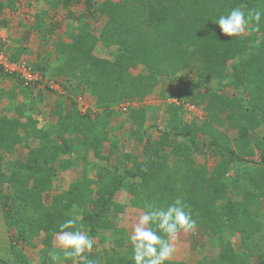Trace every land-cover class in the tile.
<instances>
[{
	"label": "trees",
	"instance_id": "16d2710c",
	"mask_svg": "<svg viewBox=\"0 0 264 264\" xmlns=\"http://www.w3.org/2000/svg\"><path fill=\"white\" fill-rule=\"evenodd\" d=\"M237 6L264 12V0H28L30 23L20 21L21 38L6 52L11 61L31 55L37 35L42 53L23 60L40 80L25 84L0 71V80L14 83L0 89V210L11 246L0 264H29L18 243L34 246L43 234L49 247L60 224L74 217L93 239L80 264H134L129 236L145 205L167 207L177 198L196 221L192 232L217 244L196 264H264V16L258 31L225 36L213 22ZM60 9L63 31L51 17ZM44 80L56 94V120L40 126L35 90ZM165 82L175 89L158 96L175 102L154 139L144 128L145 109L122 113L119 106L143 103ZM83 97L94 102L84 112ZM184 105L202 117L186 122ZM120 115L144 154L124 172L112 160L118 145L109 136ZM200 135L211 139L208 146ZM19 146L26 160L8 161ZM80 164L93 176L85 171L56 192L58 173Z\"/></svg>",
	"mask_w": 264,
	"mask_h": 264
},
{
	"label": "clouds",
	"instance_id": "9594fccd",
	"mask_svg": "<svg viewBox=\"0 0 264 264\" xmlns=\"http://www.w3.org/2000/svg\"><path fill=\"white\" fill-rule=\"evenodd\" d=\"M264 12L246 11L242 6L220 15L215 23L228 37H242L248 31H258ZM255 22L256 27L251 25ZM186 111V110H185ZM79 217L68 219L54 233L53 244L63 253L65 260L80 264L87 260L86 253L93 249V239L78 226ZM196 227L191 210L181 199L167 207L146 204L145 210L134 224L129 240L133 246L134 264H170L176 253V240L181 232L189 233ZM56 258V257H54ZM95 264V261L90 262Z\"/></svg>",
	"mask_w": 264,
	"mask_h": 264
},
{
	"label": "crops",
	"instance_id": "0c3cea01",
	"mask_svg": "<svg viewBox=\"0 0 264 264\" xmlns=\"http://www.w3.org/2000/svg\"><path fill=\"white\" fill-rule=\"evenodd\" d=\"M13 3L18 8V12L16 14H13V11H11L9 8H6V5L8 4L7 0H0V2L3 3L2 12L0 13V18H3V22L6 23L5 30V36L8 42V48L9 47H16L18 44V40L21 38L22 35V28H20V21H23L26 25L30 23V19L28 18V21L26 23V20L23 19V15H21L26 8V6H23L24 1L22 0H12ZM116 1L117 0H112ZM27 3V2H26ZM23 8L20 9V6ZM6 9V10H5ZM10 10V12L8 11ZM25 14V11H24ZM32 43V44H31ZM30 50L34 51V56L32 55H25L22 57V59H27L32 62H35L36 56L38 53H42V45L40 44V41L38 39L37 35H33L31 37L30 41ZM37 50V52L35 51ZM58 87V86H57ZM162 88H165V90H169L171 88L175 89V86L172 87L168 82H165L161 85V88L159 87L157 92L154 93L150 98H148L146 101L140 104V106L137 108H143L147 112V122L144 125L145 130L148 132V135L152 138L156 139L159 136L158 131L164 129L165 123H166V114L168 105L171 103H174L175 100L170 98H161L158 96V93L162 90ZM45 95V92H43ZM156 94V95H155ZM20 98V97H19ZM88 103L85 108L86 110L93 106L94 102L90 97H88ZM84 107V105L82 106ZM183 107V110L185 112V120L186 122H190L193 117L198 116L196 111H185V107ZM84 110V111H86ZM83 111V112H84ZM189 112V114H188ZM192 115H195L191 117ZM111 131H110V137L114 139V142L118 145V151L116 154L112 156V160L114 163L121 168V170L127 171L132 168V158H137L140 161L143 159V144L135 141L134 137L130 135V130L132 129V124L123 116L120 115L112 121L111 124ZM234 134V133H232ZM211 139L208 136L200 135L199 137V143L202 145L208 146L210 144ZM105 152L106 154L109 152V145L108 143L105 144ZM107 156V155H106ZM198 161H201V156H198ZM213 164V160L210 159L208 162L209 167H211ZM253 168V169H252ZM255 170V166H250V170ZM85 171H89V175L93 176V171L88 170V167L84 164H80L79 166L69 169L66 172H59L57 178L55 179V191L61 192L67 187L82 178ZM71 174V179L67 178L68 175ZM44 235L40 238H37L34 241V246L24 245L21 243H18L17 247L22 251V253L27 257L29 264H64L63 260V253L57 248L53 243L49 247H45L42 245V239ZM8 241V252L5 256V258H9L11 256V246L9 242V238H6ZM107 247V245H105ZM56 257V258H54Z\"/></svg>",
	"mask_w": 264,
	"mask_h": 264
},
{
	"label": "rangeland",
	"instance_id": "374dc122",
	"mask_svg": "<svg viewBox=\"0 0 264 264\" xmlns=\"http://www.w3.org/2000/svg\"><path fill=\"white\" fill-rule=\"evenodd\" d=\"M24 1L23 6H27L28 0H22ZM118 1V0H117ZM20 9L22 10L23 6L19 5ZM22 6V7H21ZM7 8V7H6ZM8 9V8H7ZM17 9V6L15 5V8ZM28 7L24 9L26 12ZM6 10V9H5ZM10 12V10H8ZM13 11V10H11ZM23 11V10H22ZM24 11L21 15H23V19L26 20V23L28 21V17L24 14ZM2 12V11H1ZM0 12V13H1ZM64 16H65V11L60 9L57 11V13H52V19H55L60 26L61 30L65 29V22H64ZM3 21V18H0V22ZM101 22L100 24H102ZM32 44V43H31ZM37 52V50H35ZM98 53L101 54V49L98 50ZM34 51H32V56H34ZM29 62L32 63L31 59L28 60ZM49 81L47 82L44 80L43 85H41L38 90H35V97L38 102V108L41 113L40 116V126L41 125H47L46 123H49L50 121L56 120V118L52 115V113L55 110V100H56V94L53 91H48L44 86L48 84ZM13 82H10L9 80L6 79H1L0 80V89L4 91H8L12 88ZM56 91V90H55ZM59 91V90H58ZM45 92V95L43 94ZM88 97H83V100H81V103L83 102L82 106V111L86 110V106L89 105L88 103ZM22 101V97L19 98V101ZM7 104V102L4 101L3 105ZM2 105V106H3ZM69 109V108H68ZM12 116V114H10ZM195 115H192L193 117ZM199 117H202L201 115H198ZM27 157V152L26 150L22 149L20 146L17 147L14 150V153L11 156H6V159L8 161L12 160H26ZM5 159V160H6ZM63 175H68L67 178L71 179V174H66L64 173ZM10 192L11 190L8 188L7 190ZM9 238L10 242V234L8 233L6 224L4 222V216L2 211L0 210V256L5 258L7 252H8V241L6 238ZM234 246L236 249L240 248V241L239 237L236 236V238L233 241ZM176 253L173 257V260H180V261H185L188 264H196L197 261H199L201 258L207 260L210 255H212L215 252L217 244L213 241V239L209 237L201 238L198 233L194 232H189V233H184L182 232L181 234L178 235L177 240H176ZM240 250V249H239Z\"/></svg>",
	"mask_w": 264,
	"mask_h": 264
},
{
	"label": "built area",
	"instance_id": "2783aa9c",
	"mask_svg": "<svg viewBox=\"0 0 264 264\" xmlns=\"http://www.w3.org/2000/svg\"><path fill=\"white\" fill-rule=\"evenodd\" d=\"M8 42L5 36V30L0 22V71L7 75H18L25 84L34 83L40 80L38 73L34 72L33 69L28 66L25 60L11 61L6 48ZM55 90L59 89L56 85H52ZM140 104L135 102L125 101L119 106L122 113H126L130 108H138ZM186 111H196L198 115L202 116V113L195 107L184 105Z\"/></svg>",
	"mask_w": 264,
	"mask_h": 264
}]
</instances>
